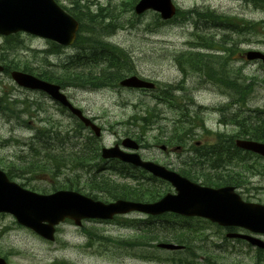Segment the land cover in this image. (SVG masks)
Segmentation results:
<instances>
[{
    "label": "rangeland",
    "instance_id": "rangeland-1",
    "mask_svg": "<svg viewBox=\"0 0 264 264\" xmlns=\"http://www.w3.org/2000/svg\"><path fill=\"white\" fill-rule=\"evenodd\" d=\"M124 1L126 0H79V3L89 5L92 10H95L97 5L108 4L120 9ZM57 2L66 9L75 3L74 0ZM173 2L179 11L210 9L218 14L236 16L246 22L262 23L264 27V10L255 9L245 0H173ZM183 17L178 16L174 23L162 25L157 23V15L152 12L139 17L132 12H124L119 23L122 29L117 30L114 35L108 37L111 31L106 35L103 27L92 29L96 32V37L99 36L127 52L137 75L158 82L164 89L167 88L176 95L172 88L175 90L181 85V73L185 68L177 65L175 58L189 50L187 43L192 41L193 32L192 24L182 20ZM243 20L242 22L246 24ZM250 27L251 25H247V28ZM244 34V28H238L233 34L229 33L236 46L233 54L223 55L232 72L228 79L230 82L228 90L218 84L221 79H218L217 69L221 68L215 62H210L206 66L199 80H196V77L191 78L188 72L185 74L184 100L189 101L192 98L198 106L194 110L199 114L200 129L192 132L194 136L180 132L161 135L163 143H169L171 146L182 144L185 149L180 152L164 154L159 149L145 148L151 144L153 135L158 131L162 133L169 130L174 120H180V112L174 106L155 101L152 94L123 89L84 91V88L65 89L64 93L75 107L83 110L88 117L94 118L105 130L102 138L96 143L107 147L123 137L127 130L136 131L139 123L132 126L126 122L135 118L137 112L144 113L146 108L152 111L157 106L150 114L151 117H156L153 120L156 131H149L142 137L141 155L146 160L177 171L181 168V161L188 160L187 158L193 155L186 150L187 148L200 150L206 145L213 144L221 134L229 137L238 132L239 126L229 124L228 121L223 122L233 113L223 112L227 103L233 104L235 110H239L238 114L242 116H250L251 110L264 109V69L258 63H247L239 57L241 52L249 49L264 52V36ZM13 36L15 37L8 41L0 37V58H3L0 62L4 65L26 64L35 71L48 70L58 73L61 71V64L75 53V48H64L59 55L52 56L48 54L49 42L25 34ZM245 86L254 87V92L247 101L237 103L234 96L227 97V94L234 91V87ZM19 103H25L28 107L23 108ZM0 105V169L9 172L13 182L22 184L27 189L38 193L52 192L62 184L59 180L69 176L61 167L64 164L62 160L64 157L59 154L58 149L63 147V143L55 138L56 132L60 134V139L64 138L68 125L72 128L74 123L48 97L18 88L5 74L0 75ZM48 134L52 135L53 141H48L46 138ZM73 134L70 131L68 135L72 137ZM76 144H83V141L78 140ZM34 159H37L38 166L42 169L33 168ZM249 164L264 166V160L254 158ZM246 178H249L252 185L243 189L244 192L240 189L238 192L244 199L264 204V177L261 174L247 172ZM256 184L259 185L256 189L260 188V191L251 189ZM162 189L165 190L166 186H160L156 191L161 192ZM170 192H173L171 188ZM100 198L105 197L100 195ZM131 217L134 218L136 215L132 214ZM183 225L180 231L186 234L187 247L193 251L194 256L190 252L167 256L152 248L151 243L148 244L146 240L140 241L143 247L138 250L115 248L99 240L101 236L130 240L142 233L126 229L119 223H85L83 226L96 236L89 241L87 238H81L79 231L81 228H75L70 222L64 223L58 227L55 241L48 243L30 230L19 226L13 217L0 214V257L8 264H53L56 261L68 264H174L163 260L148 261L145 256L151 253L152 259L171 257L176 264H206L204 261L209 264H259V261H255L256 251L244 245L236 247V251L232 250L230 242L225 244L221 241L222 232L217 228L204 222L198 223L197 220ZM88 242L91 245H88ZM260 264H264V261Z\"/></svg>",
    "mask_w": 264,
    "mask_h": 264
},
{
    "label": "water",
    "instance_id": "water-1",
    "mask_svg": "<svg viewBox=\"0 0 264 264\" xmlns=\"http://www.w3.org/2000/svg\"><path fill=\"white\" fill-rule=\"evenodd\" d=\"M147 10L157 12L163 20H169L175 14V7L171 0H140L134 8L137 15ZM77 28V23L63 13L52 0H0L1 36L23 31L51 40L61 46H68L73 43ZM245 57L249 61L259 60L264 64L263 53L249 51ZM1 71L2 67H0ZM11 78L22 88L46 93L62 106L67 107L85 126H89L97 136L99 135V128L82 117L81 112L68 103L66 97L60 94L58 86L22 72H12ZM120 86L152 87L149 83L134 76L122 80ZM122 145L125 148L137 149V145L129 139L124 140ZM236 146L264 157V144L237 141ZM102 157L104 159H119L122 162L141 167L154 176L168 181L175 188L177 194L166 195L161 201L154 204L117 201L104 205L71 191H59L47 196L37 195L10 182L0 171V213L11 214L18 224L48 241H53L54 227L65 219L73 220L76 225H79L80 220L84 218L111 219L115 214L131 211L148 215L174 212L188 216H200L223 226H238L251 232L264 234V207L242 204L239 198L233 194L232 188H223L217 191L200 188L160 166L141 161L137 154L121 151L117 146L104 148ZM230 237L246 239L252 245L264 249V243L260 240L234 235ZM160 247L168 250L179 249L172 245H160ZM0 264L6 263L0 259Z\"/></svg>",
    "mask_w": 264,
    "mask_h": 264
},
{
    "label": "trees",
    "instance_id": "trees-1",
    "mask_svg": "<svg viewBox=\"0 0 264 264\" xmlns=\"http://www.w3.org/2000/svg\"><path fill=\"white\" fill-rule=\"evenodd\" d=\"M251 1L264 3V1L262 0H251ZM134 3L135 0H128L122 3L120 9L116 7H112L108 4L107 6H97L95 10H92L89 5H85V4L81 5L79 1H75L74 5L72 4L73 7L68 10V13L72 15L76 19V21L79 22L80 24L76 43L74 45L77 54L74 53L73 56H71L70 58L67 59V61L61 64L60 66L61 71L58 73L51 72L48 70L35 71L32 68L26 66V64L17 66L15 63H12V64H8L7 66L10 68V70H21L23 72L32 73L38 78L48 82L56 83L62 88H67L69 86L88 87V88L115 87L117 86V83L124 77V75L134 73V68L132 66L131 59L120 48L107 43L104 39L100 38L99 36L96 37V32H94L92 28L103 27L105 29L104 33L106 35L110 31L112 33V31H114L120 23L121 14L124 12L131 11ZM195 17L196 20L210 19V18L214 20L220 19L219 17H213V15L210 14L209 12H205V13L195 12ZM223 23L224 25H227L228 27H232V28L239 26L238 25L239 22L237 21L234 22L231 19H227V18H224ZM254 26L255 24H252L251 28H253ZM252 34L258 35V33H252ZM196 36L198 35L196 34ZM14 37L15 36L8 37L5 40L8 41V39ZM224 39L220 38L221 43L218 42L215 44V46L221 47L222 44H224V42L229 45H233V44L236 45L235 43H233V40L231 38L230 39L224 38ZM195 41H196V46L204 47L208 45L206 42L210 41V39L207 40L204 37L198 36L195 38ZM52 48L54 49V51H56L53 53H57L59 48L55 45H52ZM186 56H187V60L185 62L192 65H196L200 63L201 65L207 66L210 62H215L216 59H218L219 62L221 61L226 62L224 59H220L218 57H209V61H208L206 59V56L203 57L202 55L199 54H187ZM90 59H92L93 61H91ZM1 60H3V58H0V61ZM176 61L179 64L184 62V60L180 57H178ZM94 62L96 64H94ZM218 65L220 66V64ZM110 70L113 71L111 72ZM202 71L204 72V70ZM210 72L213 73L215 71H210ZM218 73L220 76V77L218 76L219 80L225 78L230 79V75L225 69L223 68L219 69ZM234 91L238 96V98L242 100L250 91V87L248 86L234 87ZM22 105H24L25 107L27 106L25 103H23ZM6 108L8 109V107ZM13 110H15V108ZM151 113L152 111H149L146 108L144 109V117L139 116V119L143 122H150L148 119L151 118L150 116ZM232 117L233 119L231 120V122L234 125L239 126L238 133L240 136H248L251 139L264 142V112L259 110H254L250 116H242L235 113ZM223 145H224L223 143H218L213 146L212 153L214 154L215 158L218 159L224 158V160H226L225 163H230L231 160H237V159H239L238 162L240 163L243 162V158L242 157L239 158L240 151L233 148V158L231 159L232 154L227 152V149L226 150L225 148L223 149ZM94 151L96 153L98 151L95 145H94ZM75 161L77 167L74 166L73 168L78 171L83 170L84 169L83 167L86 166L88 162L87 158L81 159L80 157H78ZM82 161L85 162L83 165H82ZM37 167L41 168V166H37ZM62 168H66V165H63ZM86 168L90 169L91 167L89 166ZM113 169H119V167L117 165H114ZM88 172H90V170ZM74 176L76 175L74 174ZM188 176L191 177L190 174ZM202 179H203L202 182L203 185H209V186H213L214 184H217L218 186L225 185L228 183L234 184L233 183L234 178L231 177H224V178L221 176L212 177L207 174H203ZM73 185L76 184L72 183L70 185H67V183H64V186L60 188L67 187L70 189V188H74ZM89 186L91 188L90 191L93 192L91 194L92 196L97 197L100 194L103 195L106 200H114L121 198V199L135 200V201L153 202L157 200V198L160 196L159 192L153 191L151 188L144 187L142 184H139V182H137L134 185H130V184L127 185V184H119L117 182L111 181L103 177L100 178L94 177L90 179ZM140 239L149 241L148 235L140 236ZM172 240H174V242L177 244H181L186 241V237L184 235H178L173 237Z\"/></svg>",
    "mask_w": 264,
    "mask_h": 264
},
{
    "label": "bare ground",
    "instance_id": "bare-ground-1",
    "mask_svg": "<svg viewBox=\"0 0 264 264\" xmlns=\"http://www.w3.org/2000/svg\"><path fill=\"white\" fill-rule=\"evenodd\" d=\"M176 5V4H175ZM88 8V7H87ZM131 8V7H130ZM87 10H89V9H87ZM132 10V9H131ZM100 11V10H99ZM89 13H91V12H89ZM101 16V15H100ZM105 20V19H104ZM112 23V22H111ZM218 32V31H217ZM82 34V33H81ZM231 34V33H230ZM80 35V34H79ZM230 39V38H229ZM225 40V39H224ZM221 43V42H220ZM225 43V42H224ZM234 43V42H233ZM102 44V43H101ZM223 45V44H222ZM234 45V44H233ZM85 46V45H84ZM113 47V46H112ZM85 48V47H84ZM88 50V49H87ZM81 51V50H80ZM84 51H85V49H84ZM92 52V51H91ZM107 53V52H106ZM83 55H84V53H83ZM87 56V55H86ZM114 56H115V54H114ZM211 57H213V56H211ZM223 57V56H222ZM98 59V58H97ZM102 59H103V57H102ZM107 59V58H106ZM91 61H93L92 59H90ZM96 60V59H95ZM126 60V59H125ZM89 61V60H88ZM219 61V60H218ZM83 62V61H82ZM107 62V61H106ZM85 63V62H84ZM83 63V64H84ZM112 63V62H111ZM75 64V63H74ZM94 64H96L95 62H94ZM114 64V63H113ZM92 65V64H91ZM97 65H98V63H97ZM90 66V65H89ZM107 66H108V64H107ZM110 66V65H109ZM112 67V66H111ZM108 68V67H107ZM102 69V68H101ZM109 69V68H108ZM99 70V69H98ZM111 71V70H110ZM113 71V70H112ZM111 71V72H112ZM94 72H96V71H94ZM91 73V72H90ZM80 74V73H79ZM89 74V73H88ZM113 74V73H112ZM85 75V74H84ZM83 75V76H84ZM112 77V76H111ZM82 80V79H81ZM59 109H60V107H59ZM164 138V137H163ZM164 140V139H163ZM141 146V145H140ZM81 166V165H80ZM136 188V187H135Z\"/></svg>",
    "mask_w": 264,
    "mask_h": 264
},
{
    "label": "flooded vegetation",
    "instance_id": "flooded-vegetation-1",
    "mask_svg": "<svg viewBox=\"0 0 264 264\" xmlns=\"http://www.w3.org/2000/svg\"><path fill=\"white\" fill-rule=\"evenodd\" d=\"M115 144H119V145H120V141L115 142ZM167 148H168V147H167ZM141 149H142V146H140L139 149H138V151H139L140 153H141V151H140ZM164 152L167 153L168 150L166 149Z\"/></svg>",
    "mask_w": 264,
    "mask_h": 264
}]
</instances>
